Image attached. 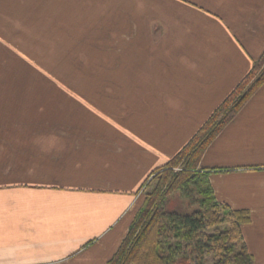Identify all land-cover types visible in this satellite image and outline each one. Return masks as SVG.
<instances>
[{"label": "crops", "instance_id": "1", "mask_svg": "<svg viewBox=\"0 0 264 264\" xmlns=\"http://www.w3.org/2000/svg\"><path fill=\"white\" fill-rule=\"evenodd\" d=\"M98 30L122 73L35 84ZM263 53L264 0H0V264H107L145 183ZM199 169L249 212L242 235L264 264V83Z\"/></svg>", "mask_w": 264, "mask_h": 264}, {"label": "trees", "instance_id": "2", "mask_svg": "<svg viewBox=\"0 0 264 264\" xmlns=\"http://www.w3.org/2000/svg\"><path fill=\"white\" fill-rule=\"evenodd\" d=\"M263 83L264 53L188 144L153 173L142 207L107 264H203L208 256L220 264H253L241 231L250 221L249 212L220 203L211 171L199 165L209 145Z\"/></svg>", "mask_w": 264, "mask_h": 264}, {"label": "rangeland", "instance_id": "3", "mask_svg": "<svg viewBox=\"0 0 264 264\" xmlns=\"http://www.w3.org/2000/svg\"><path fill=\"white\" fill-rule=\"evenodd\" d=\"M92 39L89 40V37L86 38L83 34V54L81 61L78 62H67L66 63V73H41V77L38 81L35 79V84H40L39 81H42L43 85H58L59 81L63 82V75H65L66 85H89L91 82V73H95V84L99 82L98 73H122L120 63L107 61V55L105 54L104 38L105 31L98 30L92 31ZM97 34H96V33ZM87 33V32H86ZM87 43V44H86ZM97 43V44H95ZM116 65H118L116 67ZM37 74V73H35ZM97 75V79H96ZM151 176L149 183L152 178ZM151 184V185H150ZM153 183L147 184L148 187H145L143 190L144 194L147 193L148 188L152 186ZM225 227L221 226L219 229L222 231ZM213 231L207 232L212 233ZM206 233V234H207ZM219 259H213L211 257L204 258L203 264H220ZM222 264V263H221Z\"/></svg>", "mask_w": 264, "mask_h": 264}]
</instances>
